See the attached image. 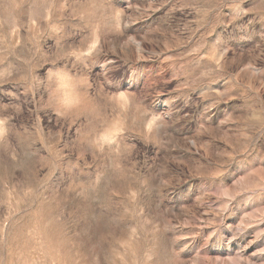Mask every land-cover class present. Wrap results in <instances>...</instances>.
<instances>
[{"label":"rangeland","instance_id":"1","mask_svg":"<svg viewBox=\"0 0 264 264\" xmlns=\"http://www.w3.org/2000/svg\"><path fill=\"white\" fill-rule=\"evenodd\" d=\"M0 264H264V0H0Z\"/></svg>","mask_w":264,"mask_h":264},{"label":"snow or ice","instance_id":"2","mask_svg":"<svg viewBox=\"0 0 264 264\" xmlns=\"http://www.w3.org/2000/svg\"><path fill=\"white\" fill-rule=\"evenodd\" d=\"M214 239V238H213ZM255 258V257H254Z\"/></svg>","mask_w":264,"mask_h":264}]
</instances>
